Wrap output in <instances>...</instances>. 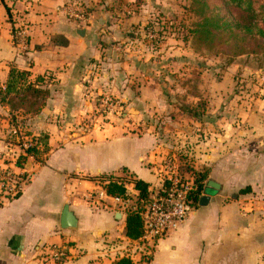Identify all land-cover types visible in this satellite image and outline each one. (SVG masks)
<instances>
[{
    "label": "crops",
    "instance_id": "0c3cea01",
    "mask_svg": "<svg viewBox=\"0 0 264 264\" xmlns=\"http://www.w3.org/2000/svg\"><path fill=\"white\" fill-rule=\"evenodd\" d=\"M82 1L93 7L80 27L62 11L73 0H0V153L9 146L5 136L14 119L27 122L37 136L47 135L49 146L44 161L31 162L34 174L23 193L11 201L0 197V264H56L39 246L65 249L63 264L122 259L121 249L131 240L127 214L90 206L84 196L103 174L156 184L164 157L177 155L181 133L191 140L187 164L201 174L205 189L187 221L158 243L150 264H264V81L247 86L241 96L244 90L234 82L238 65L230 66L217 81L202 77L198 109L177 105L180 115L164 117L157 126L143 123L154 106H176L162 100L161 86L141 72L134 53L113 60L117 48L103 43L129 37L121 36L115 17L100 19L98 12L114 11L121 22L135 9L131 19H123L124 28L139 24L148 7L140 0ZM151 1L146 0L149 7ZM16 20L28 23L26 45L15 39ZM56 36L68 43L50 47ZM11 71L24 77L7 94ZM31 88L50 92L35 116L10 99ZM108 94L138 109L122 121H107L95 101ZM131 122L138 131H128L125 124ZM135 182L128 186L134 194ZM203 196H209L204 205ZM66 204L78 219L76 229L61 227Z\"/></svg>",
    "mask_w": 264,
    "mask_h": 264
},
{
    "label": "rangeland",
    "instance_id": "374dc122",
    "mask_svg": "<svg viewBox=\"0 0 264 264\" xmlns=\"http://www.w3.org/2000/svg\"><path fill=\"white\" fill-rule=\"evenodd\" d=\"M208 1L211 7H218L221 14L226 13L224 9V0ZM140 2L141 4L147 5L148 9L146 10L147 12L143 13V22L141 21L137 25L132 24L122 28V23H124L123 19H131L136 13L135 9H131L129 12L127 11L125 15L122 16L121 22H119V16L116 17L113 13L114 11L105 13L99 11L98 13L100 19L105 16H108L109 19L111 18L110 16L115 17L112 21H116L121 36L124 37L128 35L129 37L127 42L117 38L114 41L103 43L106 47L111 48L113 46L117 48L113 60H120L122 56L121 54L127 53V55L130 56L131 53H134V56L131 58L136 59L141 72L145 76H152L161 86L162 100L173 101V105L176 106L173 108L154 106V112L148 114L149 118L145 117L143 123L147 124L151 122L153 125L156 124L157 126V123L159 125L160 121H164V117L172 116L174 114L180 115L181 112L178 111L177 105L190 103V106L194 105L193 109H198V88L200 81L201 83L203 82L202 80L204 78L202 77L206 76L208 81H217L222 72L228 67L230 68V66L238 65L234 74V82L236 83V86L243 88L244 92L241 93V96L247 95V86L251 88L253 86H260L261 82L264 81V76L259 72L261 69L264 70L263 48L257 47L258 53L249 52L247 54L233 57L231 47L234 44V40L228 45H224L220 42H216L214 46L198 45L194 39V34H192L191 31L192 29H195L196 24L201 18L192 10L193 0H152L150 2V7L146 0H140ZM72 3L74 4V7H79V10L78 8H74L75 11H81L86 17L88 16L87 13L91 12L93 7L88 6L82 0H73ZM229 9L233 17H236L239 13V11L233 6ZM62 11L68 19L71 18L69 15L70 11L65 6H63ZM72 13L74 12L71 11V14ZM17 22L20 21L18 20ZM107 25L109 27L111 26L110 21H107ZM81 26H84V22L80 23V27ZM106 29H108V27ZM243 46L246 48L250 47L249 44H243ZM31 89L32 90L29 91L24 90V92L17 91L14 95L10 96V99L15 101L16 105L19 107L23 106L24 112H29L32 116H35L39 112L40 107L44 104V101L48 99L50 92L43 90L34 93V89ZM185 90H187L188 93H186ZM98 99L101 104L96 111L99 116L107 117V119L109 118L107 121H112L113 119L117 122L118 120L122 121L127 118L128 114L131 115V113H134V111L138 109V107H135L134 105L133 107L128 108L125 101H121L116 94H108L103 99L97 98L95 102H97ZM18 109L19 108H17V110ZM192 110H190V114ZM16 120L17 119H14L13 123L8 124L7 126L9 132L5 136V141L9 146L0 153V158H4L3 160L4 162L6 161V163H9V161L13 162L14 160L18 161L20 156L23 155V152L18 145L21 143V140L12 134L15 128H20L22 130L21 134H19L20 138L25 137L29 139L31 136H35L32 132H29V124L27 122L24 120ZM181 123L183 124V121ZM190 125L193 127V124L190 123ZM125 126L130 132L138 131V129L135 128L136 125L134 122H131L130 125L125 124ZM161 127V130H165L166 124L161 123ZM189 133L191 137L194 136V134H192L193 132ZM180 135L181 139L177 144H174L178 148H176V150H173L172 148L170 149L177 154L176 157L178 158L179 164L184 166L183 169L189 171V173L186 172L187 177H193L197 179L198 182H201V174L187 164V159L189 158L188 151L191 147L189 143L191 140L190 138H187L189 137L188 135L184 136L182 133ZM43 149L44 147H42L41 151H43ZM45 153L46 151L39 156H34L31 160L23 161L25 163L27 162V164L29 163L27 167L29 168L28 170L31 172L32 177L34 172L31 169V162L34 160H39V162L44 161ZM158 169H161V164ZM108 176L109 174L98 176L95 179L96 185H98V180H103L102 178ZM111 176L119 177L116 175ZM11 200L13 199H10L9 201Z\"/></svg>",
    "mask_w": 264,
    "mask_h": 264
},
{
    "label": "built area",
    "instance_id": "2783aa9c",
    "mask_svg": "<svg viewBox=\"0 0 264 264\" xmlns=\"http://www.w3.org/2000/svg\"><path fill=\"white\" fill-rule=\"evenodd\" d=\"M65 7L70 11L71 18L79 22L86 21L85 14L78 11L79 7L75 11L72 2ZM71 11L74 13L71 14ZM19 24L15 38L19 44L26 45L29 35L28 23L20 20ZM21 132L20 128H15L12 134L21 140L18 145L25 160H31L35 155L28 152V149H40L38 136H31L29 139L20 138ZM28 165L27 162L19 165L17 160L4 162V166L0 169V197L9 201L23 193L32 177ZM183 167L179 164L176 155L165 156L161 169H158V182L148 187L146 197H142L140 192L136 194L130 192L128 186L135 181L126 174L120 177L109 175L102 178L103 180H98L97 188L84 196L85 203L90 206L107 208L112 206L127 215L134 213L140 217L141 236L137 240L131 239L124 249H121L123 257L130 258L135 264H150L158 243L181 227L198 205L196 192L199 183L197 179L187 177L186 172L189 171ZM113 182L123 185L127 190L126 194L110 193L108 186ZM38 249L45 251L43 256L49 254L50 259L56 264H63L69 257L66 250L61 247L39 246ZM46 251L49 253L46 254Z\"/></svg>",
    "mask_w": 264,
    "mask_h": 264
},
{
    "label": "trees",
    "instance_id": "16d2710c",
    "mask_svg": "<svg viewBox=\"0 0 264 264\" xmlns=\"http://www.w3.org/2000/svg\"><path fill=\"white\" fill-rule=\"evenodd\" d=\"M225 14H221L218 7L210 6L208 0H193L192 10L198 15L201 20L196 24L195 29H192L194 39L198 45L214 46L216 42L228 45L234 40L232 45V56H240L249 52L258 53L259 48L264 49V1L262 0H224ZM235 7L239 13L233 17L230 7ZM259 6V7H256ZM67 41H62V37H53L50 47L56 45H66ZM243 44H249L250 47H244ZM253 44V45H252ZM209 46V47H210ZM19 75V76H18ZM22 74L16 71H11V80L8 83L6 93L10 94L15 91L17 87V78H23ZM189 110V108H188ZM197 116V113H193ZM40 149L29 148L36 156L43 154L49 150L48 136L44 135L38 137ZM44 147L43 151H41ZM25 156L21 155L18 164H22ZM198 190L196 192V200L200 201V196L204 192V186L198 182ZM136 189L140 192L142 197L147 196L149 184L142 180L135 182ZM108 191L112 194H126L127 190L123 185L118 183H111L108 186ZM126 235L128 238L137 240L142 234V222L137 214L129 213L127 215ZM114 264H133L132 260L123 257L114 262Z\"/></svg>",
    "mask_w": 264,
    "mask_h": 264
},
{
    "label": "water",
    "instance_id": "95a60500",
    "mask_svg": "<svg viewBox=\"0 0 264 264\" xmlns=\"http://www.w3.org/2000/svg\"><path fill=\"white\" fill-rule=\"evenodd\" d=\"M80 34L84 35L85 31H80ZM210 185L213 187H217V185L211 181ZM209 201V196H203L201 198V204L204 205ZM61 227L64 229H76L78 227V219L75 214L70 210L68 204L64 206L61 215Z\"/></svg>",
    "mask_w": 264,
    "mask_h": 264
}]
</instances>
